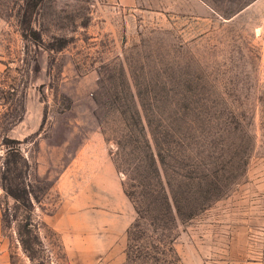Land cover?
I'll use <instances>...</instances> for the list:
<instances>
[{"label":"rangeland","instance_id":"374dc122","mask_svg":"<svg viewBox=\"0 0 264 264\" xmlns=\"http://www.w3.org/2000/svg\"><path fill=\"white\" fill-rule=\"evenodd\" d=\"M111 84L130 86L146 132L165 129L172 153L201 151V170L228 178L177 224L181 264H264V2L169 0L156 11L0 0V97L23 112L0 125V250L11 264L124 263L136 214L99 124L109 108H97ZM3 136L27 161L6 173L19 201L2 189Z\"/></svg>","mask_w":264,"mask_h":264},{"label":"trees","instance_id":"16d2710c","mask_svg":"<svg viewBox=\"0 0 264 264\" xmlns=\"http://www.w3.org/2000/svg\"><path fill=\"white\" fill-rule=\"evenodd\" d=\"M27 27L34 40L41 39L30 21ZM104 86L101 82V88ZM110 87L104 89L106 101L97 102L99 110L104 111L105 106L109 108L105 113L109 117L97 118L102 133L107 135L106 142L112 144L110 155L114 167L122 174L123 192L136 214L125 233V260L122 264H181L173 246L177 224L192 219L211 200L218 198L228 178L211 167L201 170L207 165L201 151L172 153L166 143L170 142L171 135L165 129L155 131L148 128L146 132L145 125L150 127L149 120L138 110L130 86L119 88L118 84H111ZM7 88L8 95H16V87ZM0 102L2 107H7L0 125L4 121L10 127L21 121L23 112L11 107V98L0 97ZM121 107L127 108V112ZM2 145L6 150L2 162V189L7 197L19 201L25 191L12 190L6 184V173L17 169L21 163L27 167V161L18 147V140L3 136Z\"/></svg>","mask_w":264,"mask_h":264},{"label":"crops","instance_id":"0c3cea01","mask_svg":"<svg viewBox=\"0 0 264 264\" xmlns=\"http://www.w3.org/2000/svg\"><path fill=\"white\" fill-rule=\"evenodd\" d=\"M118 6L123 8H142L148 7L152 10H162L165 7L169 6V0H115ZM1 243V230H0V247ZM0 264H11L9 257L6 253L1 252L0 250Z\"/></svg>","mask_w":264,"mask_h":264},{"label":"built area","instance_id":"2783aa9c","mask_svg":"<svg viewBox=\"0 0 264 264\" xmlns=\"http://www.w3.org/2000/svg\"><path fill=\"white\" fill-rule=\"evenodd\" d=\"M264 2V0H262Z\"/></svg>","mask_w":264,"mask_h":264}]
</instances>
